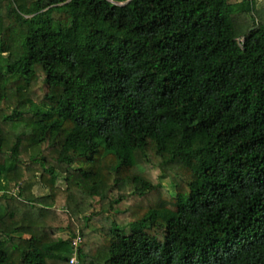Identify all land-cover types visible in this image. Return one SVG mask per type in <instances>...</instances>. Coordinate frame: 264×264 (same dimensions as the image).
I'll return each instance as SVG.
<instances>
[{
  "label": "trees",
  "instance_id": "trees-1",
  "mask_svg": "<svg viewBox=\"0 0 264 264\" xmlns=\"http://www.w3.org/2000/svg\"><path fill=\"white\" fill-rule=\"evenodd\" d=\"M258 15L256 0H0V264H264Z\"/></svg>",
  "mask_w": 264,
  "mask_h": 264
},
{
  "label": "rangeland",
  "instance_id": "rangeland-1",
  "mask_svg": "<svg viewBox=\"0 0 264 264\" xmlns=\"http://www.w3.org/2000/svg\"><path fill=\"white\" fill-rule=\"evenodd\" d=\"M256 13L258 15V18L264 20V0H256ZM27 154V153H26ZM27 156V155H26ZM35 171V168L32 170V172ZM169 174V173H168ZM159 176H161V174H159ZM163 183L164 185H169L170 183V179L169 178H165L163 179ZM65 188V182L64 180H59L57 182V185H56V191L59 192V191H62L63 189ZM17 190V188L14 189L13 191V194L14 196H17L18 192L15 193V191ZM31 194H33L34 197H40V196H44V195H47L49 194V191L48 190H42L39 188L38 185H34L32 187V190H31ZM60 194V193H59ZM61 196H65L64 194L60 195L57 200H58V203L55 207V209L59 210V211H62L64 210L65 208H63L65 205H66V202L65 200L61 199ZM133 200V199H132ZM86 204H87V201L85 200ZM84 203V202H83ZM133 205H135L133 203V201L131 202ZM130 203V204H131ZM85 205V204H84ZM84 205L81 203L80 205V208L83 209L82 207H84ZM86 206V205H85ZM144 207H147L149 206V202L147 203H144L143 204ZM86 208V207H85ZM69 209V208H68ZM88 209V208H86ZM99 210V205H98V209ZM26 209L25 208H21L20 207V211L18 212V217L21 216V214H23V212H25ZM66 211V210H65ZM60 212L61 216H55L53 217L54 215L53 214H49L48 215V221H50V223L55 226V227H62L64 228L67 224H69V222L71 221V219L68 217V213L67 212ZM81 211V210H80ZM92 213V210H89L87 212H81L80 213V216H90ZM79 215V214H78ZM73 216V215H72ZM85 216V217H86ZM102 223H104V219H100L96 216L95 218V222H94V225L96 226L97 230L99 231L100 228L102 227ZM87 234H89V236H91V240L88 239V241L90 242V249L94 247L95 250L99 251L100 248H102V239L100 238V233H96L95 232H91L90 230H87ZM89 251V250H88Z\"/></svg>",
  "mask_w": 264,
  "mask_h": 264
},
{
  "label": "built area",
  "instance_id": "built-area-1",
  "mask_svg": "<svg viewBox=\"0 0 264 264\" xmlns=\"http://www.w3.org/2000/svg\"><path fill=\"white\" fill-rule=\"evenodd\" d=\"M83 240L81 238L80 235H78V237H76V239L74 240L73 244L75 246V248L79 247L80 244H82ZM70 264H80L79 259L76 255H74L71 260H70Z\"/></svg>",
  "mask_w": 264,
  "mask_h": 264
}]
</instances>
